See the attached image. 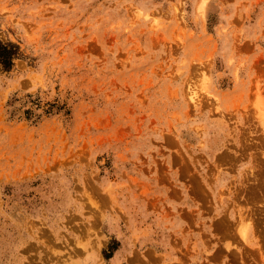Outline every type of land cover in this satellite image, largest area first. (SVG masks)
<instances>
[{"label": "rangeland", "instance_id": "1", "mask_svg": "<svg viewBox=\"0 0 264 264\" xmlns=\"http://www.w3.org/2000/svg\"><path fill=\"white\" fill-rule=\"evenodd\" d=\"M0 42V264H264V0H0Z\"/></svg>", "mask_w": 264, "mask_h": 264}, {"label": "trees", "instance_id": "2", "mask_svg": "<svg viewBox=\"0 0 264 264\" xmlns=\"http://www.w3.org/2000/svg\"><path fill=\"white\" fill-rule=\"evenodd\" d=\"M17 55V47L10 42H0V66L3 70H8L12 65V60Z\"/></svg>", "mask_w": 264, "mask_h": 264}, {"label": "bare ground", "instance_id": "3", "mask_svg": "<svg viewBox=\"0 0 264 264\" xmlns=\"http://www.w3.org/2000/svg\"><path fill=\"white\" fill-rule=\"evenodd\" d=\"M261 205V204H260ZM242 212V211H241ZM242 228V227H241ZM238 232H239V230H238ZM242 233V232H241ZM239 234V233H238ZM241 236V235H240ZM242 237V236H241Z\"/></svg>", "mask_w": 264, "mask_h": 264}]
</instances>
